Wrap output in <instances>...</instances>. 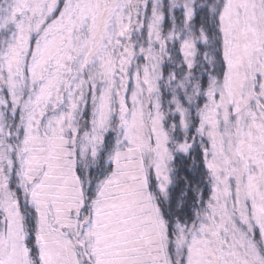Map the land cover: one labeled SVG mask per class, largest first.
<instances>
[{
	"label": "snow or ice",
	"instance_id": "6c2138e0",
	"mask_svg": "<svg viewBox=\"0 0 264 264\" xmlns=\"http://www.w3.org/2000/svg\"><path fill=\"white\" fill-rule=\"evenodd\" d=\"M0 264H264V0H0Z\"/></svg>",
	"mask_w": 264,
	"mask_h": 264
}]
</instances>
